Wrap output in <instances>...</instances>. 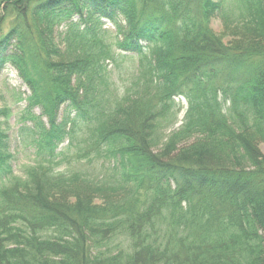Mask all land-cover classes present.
Masks as SVG:
<instances>
[{"label":"trees","instance_id":"obj_1","mask_svg":"<svg viewBox=\"0 0 264 264\" xmlns=\"http://www.w3.org/2000/svg\"><path fill=\"white\" fill-rule=\"evenodd\" d=\"M6 18L34 164L14 175L0 122V264H264V0H0ZM105 22L139 60L120 88Z\"/></svg>","mask_w":264,"mask_h":264},{"label":"rangeland","instance_id":"obj_2","mask_svg":"<svg viewBox=\"0 0 264 264\" xmlns=\"http://www.w3.org/2000/svg\"><path fill=\"white\" fill-rule=\"evenodd\" d=\"M3 7L1 8V11ZM11 27V19L6 18L0 29V36L7 33ZM214 31L219 35H224L225 28L221 19H216L212 23ZM103 30L106 32V39L109 42L116 54V61H109L108 71L110 72V84L120 88L129 83V75L132 73L137 65L138 58L132 57L128 54L120 52L115 45L117 40V30L111 23L105 22ZM62 30H58L56 36L60 42L62 37ZM226 42L229 41L227 37ZM31 92L25 85L18 71L12 66H8L6 70L0 75V110L9 109L10 116L8 119L4 117L0 119V122L4 123L3 128L6 130V135L9 137V151L8 153L13 156L11 164L13 166L14 175L23 177L26 169L34 164V151L33 148L26 142H22L20 139V127L23 124L22 115L25 114L28 108V97ZM177 103L181 104L182 111L178 116V128L184 120L185 113L188 105L184 98L177 100ZM34 116L41 117L43 115V109L41 106L35 107L31 110ZM70 113L66 110V107H62L59 111V121H62ZM42 121L48 125L47 117L44 116ZM34 123L27 121L25 124L28 127H32ZM261 150L264 153V143L261 145Z\"/></svg>","mask_w":264,"mask_h":264}]
</instances>
